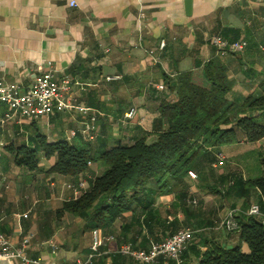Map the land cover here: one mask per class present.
<instances>
[{"label":"crops","instance_id":"obj_1","mask_svg":"<svg viewBox=\"0 0 264 264\" xmlns=\"http://www.w3.org/2000/svg\"><path fill=\"white\" fill-rule=\"evenodd\" d=\"M214 36L246 39L249 46L222 55L212 43ZM210 61L226 68L233 84L229 98L238 109L263 94L264 0H0V79L24 91L53 69L59 80H71L68 101L74 105H58L38 120L20 121L6 119L9 108L0 103V233L15 243L33 234L28 255L41 264H76L92 254L89 264H141L119 249L126 244L149 249L185 228L196 231L202 251L211 244L248 251L240 234L221 224L232 208L239 216L247 214L258 204L260 190L255 187L247 203L241 194L225 195L221 186L234 177L251 184L263 176L264 137L249 141L237 128L235 143L209 149L223 154V164L209 169L204 162L191 170L196 178L189 174L172 180L168 190L151 181L130 210L111 227L99 229L103 241L97 252L92 249L96 228H88L85 217L62 210L84 194L104 167L93 160L78 176L53 172L59 153L48 155L45 149V143H67L94 155L143 136L152 141L169 125L160 121L162 102L177 100L171 80L191 71L202 84ZM133 107L135 118L124 120ZM92 115L93 139L85 130ZM244 115L233 114L235 120ZM187 193L197 204L182 202ZM111 235L115 238L107 240ZM185 252L178 262L158 264H199L191 252L184 258Z\"/></svg>","mask_w":264,"mask_h":264},{"label":"trees","instance_id":"obj_2","mask_svg":"<svg viewBox=\"0 0 264 264\" xmlns=\"http://www.w3.org/2000/svg\"><path fill=\"white\" fill-rule=\"evenodd\" d=\"M204 78V83H198L194 73L189 71L171 80L170 88L177 100L162 102L160 121L165 120L169 125L166 130L157 132L152 141L143 136L131 145H120L94 155L67 143H45L48 155L59 153L53 172L78 176L93 160L104 167L101 175L90 180L89 188L80 198L65 203L62 212L85 217L87 227L91 229L111 227L130 210L134 201L139 200L138 193L147 189L151 181H157L160 189L168 190L172 180L188 176L191 170H199L204 162L212 169V164L219 162V152L213 153L209 149L235 143L237 128L249 141L263 138L264 84L261 96L249 98L238 109L229 98L233 84L225 67L215 61L208 62L204 67ZM235 111L245 115L235 120ZM252 113L256 115L251 117ZM28 165L31 169L37 168L36 162H28ZM221 187L225 195L241 194L247 203L256 187L260 190L258 205L264 212V173L251 184L241 177H234L223 182ZM211 190L221 191L215 187ZM180 198L184 204L194 205L190 202L195 199L191 194H182ZM239 222L241 230L237 233L247 243L248 251H243L240 246L229 249L216 244L202 251L195 231L183 257H188L191 252L199 259V264H264V224L248 214L239 216ZM127 228L125 225L123 230Z\"/></svg>","mask_w":264,"mask_h":264},{"label":"built area","instance_id":"obj_3","mask_svg":"<svg viewBox=\"0 0 264 264\" xmlns=\"http://www.w3.org/2000/svg\"><path fill=\"white\" fill-rule=\"evenodd\" d=\"M72 4L75 5V2H72ZM212 43L222 55L243 52L249 46V42L246 39L229 41L221 36H214ZM165 45V42L161 43V47H165ZM161 88H163V85H161ZM70 92L71 80H59L53 69L37 76L34 83L24 91L18 83L0 79V103L6 104L9 108V112L6 113V119L16 118L20 121L22 119L38 120L53 112L58 105L68 108L73 107L74 105L68 101ZM82 111L88 113L87 108H82ZM137 113L136 107L131 108L124 114V120L135 118ZM95 121L96 115H92L90 121L86 123L87 137L91 139L94 138ZM218 158V163L223 164L225 158L222 153L218 154ZM190 175L193 178L197 177L193 171H190ZM190 202L197 204L196 199L190 200ZM247 214L256 216L264 224V212L258 204H253ZM221 225L229 232H239L241 225L238 210L235 208L230 209ZM194 236L195 230L185 228L162 241L154 242L149 249H137L131 244H126L119 249V252L133 257L141 264H158L162 261L169 262L171 260L178 262L183 252L194 239ZM114 238L111 235L107 237V240ZM32 240L33 234H29L23 237L20 242L15 243L10 236L0 233V260H7L9 264H41L39 260H33L28 255ZM102 241L100 230L95 229L92 245L94 252L98 251ZM92 258L93 254L86 260H77L76 264H89L92 262Z\"/></svg>","mask_w":264,"mask_h":264},{"label":"water","instance_id":"obj_4","mask_svg":"<svg viewBox=\"0 0 264 264\" xmlns=\"http://www.w3.org/2000/svg\"><path fill=\"white\" fill-rule=\"evenodd\" d=\"M255 115H256L255 113L250 114L251 117H254ZM0 262L1 263L5 262V263L9 264V262L7 260H0Z\"/></svg>","mask_w":264,"mask_h":264}]
</instances>
